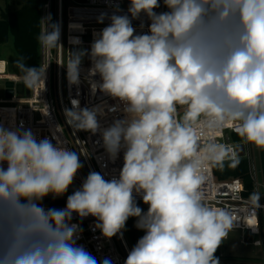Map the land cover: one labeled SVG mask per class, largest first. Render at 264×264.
<instances>
[{
  "label": "clouds",
  "instance_id": "9594fccd",
  "mask_svg": "<svg viewBox=\"0 0 264 264\" xmlns=\"http://www.w3.org/2000/svg\"><path fill=\"white\" fill-rule=\"evenodd\" d=\"M108 18L90 49L71 52L67 79L81 83L87 56L91 94L117 103L81 108L73 99L64 115L98 134L110 161L123 153L119 174L91 170L66 195L84 167L80 154L22 123L0 124V264H113L78 244L88 217L109 241L135 218L144 234L124 264H220L215 253L233 224L205 203L201 186L206 166L232 153L214 138L226 125L264 149V0H129L128 14ZM48 27L42 44L61 45L59 25ZM20 67L29 87L46 72ZM110 112L121 115L104 127ZM65 196L63 208L44 204Z\"/></svg>",
  "mask_w": 264,
  "mask_h": 264
},
{
  "label": "built area",
  "instance_id": "2783aa9c",
  "mask_svg": "<svg viewBox=\"0 0 264 264\" xmlns=\"http://www.w3.org/2000/svg\"><path fill=\"white\" fill-rule=\"evenodd\" d=\"M73 3L75 6L69 7L66 11H64V0H56V8H54L53 0H47L42 7L40 36L47 31V25L49 26L48 31H51L50 25L53 24V12L55 11L56 23L58 22L60 27L59 43L61 44L56 46L57 53L54 58L53 47L46 48L40 40V69H46L43 79L29 87L24 82V75L9 74L8 63L6 61L0 62L3 63L4 67V73H0V83H5L4 98L0 99V124L10 127L20 126L22 123L23 127L30 128L37 138H54V143L59 141L62 146L79 153L84 167L78 173L74 183L80 187L81 182L91 170L101 172L106 179L118 176L119 169L123 164V153L121 152L120 158L115 162L110 161L102 142L97 143L100 139L98 134L93 135L88 131L78 130L66 121L64 109L72 107L71 101L73 99L79 101L81 108L98 104L114 105L117 103V101L103 96L99 92L95 96L91 94L89 84L85 78L87 70L91 67V61L87 56L86 63L80 66L81 83L78 86H70L67 79L68 62L72 48L84 47L90 49L94 39L93 33H98L110 24L108 17L113 13L118 15L128 14L129 0H82ZM164 10L163 7L158 9V11ZM101 14H105V18L103 23H98ZM141 20H144L147 24V19L143 15ZM140 22V20L132 21L137 32L141 31ZM143 31H147V27ZM70 37H79L81 43L78 45L70 43ZM54 67L57 105L52 96ZM94 79L99 80V77L97 76ZM7 82L14 84L12 89L13 98L11 99L7 98V92L10 90L6 87ZM19 86H24L22 95L19 93ZM27 87H29V96H27ZM105 110L107 111V109ZM180 114H183V109H180ZM120 115V112H110L100 118V123L102 126L107 127L114 118ZM232 136L240 137L230 125H226L214 134L217 143L232 149V153L223 160V163L240 160L248 162L255 186L253 196H248L249 192L240 180L218 182L215 178L214 167L219 164L212 163H209L204 170L202 192L208 206L223 210L232 220L233 227L221 245L229 240L231 232H241V244L252 245L257 249H261L262 260L264 261L262 251L264 245V179L261 185L255 169L253 144L245 140L234 143L232 142ZM262 172L264 176V168ZM137 201L142 200L137 197ZM45 206L64 207H59L57 203L52 202ZM93 223L94 219L92 217L82 221L83 232L78 244L83 245L98 260L107 257L113 261V264H124L129 251L124 237L117 236L123 255L113 238L110 241L105 240L98 230H92ZM247 237L252 242H247ZM256 237L262 239L253 241Z\"/></svg>",
  "mask_w": 264,
  "mask_h": 264
},
{
  "label": "trees",
  "instance_id": "16d2710c",
  "mask_svg": "<svg viewBox=\"0 0 264 264\" xmlns=\"http://www.w3.org/2000/svg\"><path fill=\"white\" fill-rule=\"evenodd\" d=\"M46 2L47 0H26L19 9L0 14V61H5L2 59V48L8 45L11 40L15 54L20 61H39L42 7ZM214 174L218 182L240 180L249 192L248 196H253L255 186L247 161L240 160L216 165ZM65 202L59 201L57 205L65 206ZM137 203L142 209L147 210V205L142 201H137ZM44 204H49V202L44 201ZM125 232L132 247L144 234L143 231L135 227V218H130L127 221ZM222 246L215 253L218 258L222 255Z\"/></svg>",
  "mask_w": 264,
  "mask_h": 264
},
{
  "label": "rangeland",
  "instance_id": "374dc122",
  "mask_svg": "<svg viewBox=\"0 0 264 264\" xmlns=\"http://www.w3.org/2000/svg\"><path fill=\"white\" fill-rule=\"evenodd\" d=\"M82 0H64V11H66L69 7L75 6L73 2H81ZM26 0H0V14L2 12L14 11L19 9L22 4H24ZM54 8H56V0H53ZM54 24L56 23V13L53 12ZM57 49L56 46L53 47L54 58L56 57ZM2 59L8 63V73L12 75H24V71L20 67V63H23L26 67L29 68H40V63L31 62V61H20L14 51L13 41L11 40L8 45L2 48ZM55 66V64H53ZM4 86L5 83H0V99H3L4 96ZM52 96L53 100L57 105V92H56V83H55V67L53 73V81H52ZM60 116V115H59ZM61 119V117H60ZM244 141L241 137L232 136V142L237 143ZM253 151L255 156V169L256 174L258 176V181L262 185L263 184V172L264 168V149L257 148L253 145ZM72 192H68L66 195L71 194ZM45 201L58 203L59 201H66V196L63 198H59L56 200L47 198ZM123 237L127 243L129 250L132 248V245L127 237L126 232L124 231ZM241 232H231L229 234V240L224 243L222 246V255L219 258L220 264H264L261 255V249H257L252 245H242L241 244ZM261 237H256L253 241L261 240ZM119 251L124 255L123 250L120 246V243L117 237H113ZM247 242H252L250 238L247 237ZM264 248V245H263ZM262 248V251L264 250ZM264 253V251H263Z\"/></svg>",
  "mask_w": 264,
  "mask_h": 264
},
{
  "label": "water",
  "instance_id": "95a60500",
  "mask_svg": "<svg viewBox=\"0 0 264 264\" xmlns=\"http://www.w3.org/2000/svg\"><path fill=\"white\" fill-rule=\"evenodd\" d=\"M157 11H158V9H157ZM82 50H85V48H84V47L79 48V49H77V48H75V47L72 48V52L82 51ZM85 63H86V56H84V57L82 58L81 65H84ZM6 87H7L8 89H10V90L7 92V98H9V99L13 98V91H12V89H13V87H14V84L11 83V82H7V83H6ZM18 90H19V93L22 95V94H23V90H24V86H19ZM27 96H29V87H27ZM77 188H79V186H78L77 184L73 183V185L70 186L68 192H73V191H74L75 189H77ZM263 249H264V248H263ZM263 251H264V250H263Z\"/></svg>",
  "mask_w": 264,
  "mask_h": 264
},
{
  "label": "bare ground",
  "instance_id": "6f19581e",
  "mask_svg": "<svg viewBox=\"0 0 264 264\" xmlns=\"http://www.w3.org/2000/svg\"><path fill=\"white\" fill-rule=\"evenodd\" d=\"M0 62H3V61H0ZM0 73H4L3 63H0Z\"/></svg>",
  "mask_w": 264,
  "mask_h": 264
}]
</instances>
